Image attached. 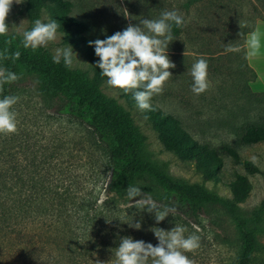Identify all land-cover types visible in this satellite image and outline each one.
<instances>
[{"label":"trees","instance_id":"1","mask_svg":"<svg viewBox=\"0 0 264 264\" xmlns=\"http://www.w3.org/2000/svg\"><path fill=\"white\" fill-rule=\"evenodd\" d=\"M71 9L72 3L66 0H25L23 13L32 24L41 19L44 12L49 14L50 20H56L60 25L58 33L64 35V45L83 51L92 65L93 78L66 68L63 62L53 63V55L45 48L35 52L24 49L19 36H0V51L7 47L9 54L16 50L21 52L15 63L11 59L0 60V66L16 74L19 67L38 74L44 97L60 99L53 118L73 120L86 130L104 159L105 170L101 172L93 159L65 160L69 153L55 143L41 145L18 131L9 136L0 135V237H9L20 259L32 258L28 252L37 247L38 251L57 253L40 257L38 264H115L114 253L122 237L142 240V233L148 238L152 234L151 213L135 204L144 194L161 208L175 206L176 212L170 215L185 221H192L206 205L222 206L234 213L252 191L247 176H235L228 185L232 199L226 200L202 185L172 181L149 162L141 160L143 139L133 126L131 113L102 93L107 78L95 67L99 58L89 46V41L106 39L114 33L100 38L88 36L89 24L70 16ZM184 27L173 25V38L181 36ZM250 73L254 80L255 73L251 69ZM17 90V81L6 84L0 98L15 96ZM124 96L129 107L135 108L132 95ZM251 97L258 100L264 98V93H252ZM152 106L154 111L144 114L164 149L192 163L204 182H221L225 158L243 167L248 175L260 173L255 163L243 159L233 147L199 142L180 119L157 105ZM239 139L244 146L264 143V116L258 121L245 122ZM81 150L84 148L78 151ZM138 175L149 176L150 183L140 197L129 201L126 186ZM137 222L141 223V229L129 226ZM240 234L241 252L236 264H253L257 241L243 226Z\"/></svg>","mask_w":264,"mask_h":264},{"label":"rangeland","instance_id":"2","mask_svg":"<svg viewBox=\"0 0 264 264\" xmlns=\"http://www.w3.org/2000/svg\"><path fill=\"white\" fill-rule=\"evenodd\" d=\"M66 1L72 3L69 15L87 22L91 28L87 35L94 38L123 31L129 24L138 25L143 19H158L165 10H176L184 16V32L173 38L168 46L167 54L176 67L169 69L172 77L165 83L163 93L154 96L151 103L180 119L186 130L199 142L214 147L227 144L245 160L252 161L251 158L255 156L259 174L248 175L243 167L225 158L220 173L221 182H204L192 163L184 162L164 149L151 124L145 119L144 112L136 107L130 108L122 91L109 87L106 82L101 90L107 98L115 100L124 111L131 113L133 126L143 139L141 160L149 162L172 181L202 185L208 192L226 200L232 199L228 185L237 174L247 176L252 184L248 199L234 213H229L222 206L206 205L192 221L169 215L159 224L154 219V213H151L153 228L168 231L175 225H181L188 230L185 236L193 233L198 235L199 249L185 253L193 264H236L241 252L240 228L243 226L252 233L258 244L253 264H264V143L244 146L239 139V132L245 122L258 121L264 116V98L257 100L251 97L256 92L250 87L253 74L247 65L244 46L248 35L254 32L260 21H264V0ZM24 5L25 0L19 4L13 3L6 20L8 37L22 38L21 33L33 27L34 24L23 13ZM41 20L48 22L49 14L44 12ZM258 36L261 48L254 57L264 66V25ZM226 45L238 51L228 52ZM66 47L70 46L64 45V35L57 33V39L45 49L54 55L56 48ZM72 49L76 56L73 57L70 70L86 73L88 78H93L92 65L83 51ZM199 58L208 62V78L212 86L200 96H195L191 92L192 78L189 71ZM260 69L263 71L262 67ZM17 75L20 78L17 80L15 96H19L20 100L14 110L18 114V132L41 145L55 143L62 151L69 153L65 160L93 159L103 172L104 159L87 131L78 127L73 120L56 121L53 118L60 99L47 100L44 97L40 90V76L30 74L24 67L18 68ZM82 147L84 150L78 151ZM149 183V176L138 175L129 185L140 186L143 193ZM6 236L0 237V264H38L40 257L57 254L53 250L38 251L37 247L36 251L31 249L32 252H28L32 258L20 259L21 255L14 253L13 244ZM149 236L142 233L141 239L155 246L158 241L154 232Z\"/></svg>","mask_w":264,"mask_h":264},{"label":"clouds","instance_id":"3","mask_svg":"<svg viewBox=\"0 0 264 264\" xmlns=\"http://www.w3.org/2000/svg\"><path fill=\"white\" fill-rule=\"evenodd\" d=\"M14 2L19 4L22 0H0V36H7L9 33L6 20ZM173 25L177 28L184 27V16L176 10H165L158 19H143L138 25L129 24L123 31H117L106 39L89 41V46L94 48L95 55L99 58L95 67L107 78V85L124 94H131L140 112L154 111L152 98L163 93L165 83L172 77L169 69L176 67L167 54L168 46L173 41ZM242 26L240 23V27ZM59 27L56 20L43 22L36 19L30 30L21 33L20 46L33 52L39 48H47L49 43L57 39ZM260 48L259 36L253 33L247 41L246 58L258 55ZM226 51L233 52L238 49L226 45ZM74 55L76 56L71 46L56 48L52 60L55 64L63 62L66 68L71 69ZM20 56L19 50L9 54L7 47L0 51V60L11 59L15 63ZM189 74L192 78L191 92L195 96H200L211 88L206 59L196 60ZM19 78L14 71L0 66V93L4 91V85L12 84ZM19 100L20 97L14 95L0 98V135L9 136L18 131V114L14 106ZM251 159L253 163L257 162L255 156ZM126 195L129 201L140 197V186L129 185ZM135 204H139L149 213H154L157 224L176 212L175 206L165 205L161 208L146 194ZM129 226L141 229L139 222ZM152 231L158 241L155 246L143 240L122 237L114 253L115 264H149V261L151 264H193L185 253L199 249L198 235L193 233L185 236L188 230L181 225H175L168 231L161 228H153Z\"/></svg>","mask_w":264,"mask_h":264},{"label":"crops","instance_id":"4","mask_svg":"<svg viewBox=\"0 0 264 264\" xmlns=\"http://www.w3.org/2000/svg\"><path fill=\"white\" fill-rule=\"evenodd\" d=\"M263 25H264V21H260L257 24L256 29L254 30L253 33H256L258 35V32L263 27ZM253 33H250L248 35L247 41L251 38V35ZM244 46H245L246 54H247V51H248L247 42ZM246 59H247L248 68L251 69L256 75V78L251 81V86H250L251 89L255 91L256 93H264V66H262L261 63L254 56L247 57ZM261 67L263 68V71H261L260 69ZM255 87H257V90L255 89Z\"/></svg>","mask_w":264,"mask_h":264}]
</instances>
